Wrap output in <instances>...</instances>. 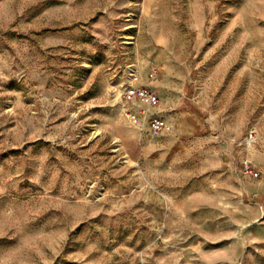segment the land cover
Wrapping results in <instances>:
<instances>
[{
	"label": "rangeland",
	"instance_id": "obj_1",
	"mask_svg": "<svg viewBox=\"0 0 264 264\" xmlns=\"http://www.w3.org/2000/svg\"><path fill=\"white\" fill-rule=\"evenodd\" d=\"M0 264H264V0H0Z\"/></svg>",
	"mask_w": 264,
	"mask_h": 264
},
{
	"label": "built area",
	"instance_id": "obj_2",
	"mask_svg": "<svg viewBox=\"0 0 264 264\" xmlns=\"http://www.w3.org/2000/svg\"><path fill=\"white\" fill-rule=\"evenodd\" d=\"M124 83V113L128 120L135 125L146 127L153 137L161 136L167 129L166 120L155 112L160 103L157 92L148 84L143 83L139 70L134 66H128ZM158 77V70L153 68L148 75L149 80ZM256 132H250V142L255 140ZM242 170L246 175H254V168L249 160L243 161Z\"/></svg>",
	"mask_w": 264,
	"mask_h": 264
},
{
	"label": "crops",
	"instance_id": "obj_3",
	"mask_svg": "<svg viewBox=\"0 0 264 264\" xmlns=\"http://www.w3.org/2000/svg\"><path fill=\"white\" fill-rule=\"evenodd\" d=\"M188 123L190 124V127L188 128L187 126L186 127L183 126L185 129H194V131H196L201 127L198 120L196 118H193V117L189 119Z\"/></svg>",
	"mask_w": 264,
	"mask_h": 264
}]
</instances>
